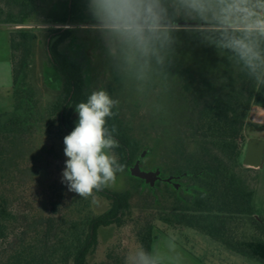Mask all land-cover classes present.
Listing matches in <instances>:
<instances>
[{
    "label": "trees",
    "instance_id": "trees-1",
    "mask_svg": "<svg viewBox=\"0 0 264 264\" xmlns=\"http://www.w3.org/2000/svg\"><path fill=\"white\" fill-rule=\"evenodd\" d=\"M8 3L18 9L10 14V21L17 25L29 23L36 14L37 0ZM90 19L87 0H56L44 20L49 27L42 33L29 27L10 32L14 102L11 112L0 111V242L17 219L13 183L22 174L26 158L33 160V140L42 136L63 141L78 122L75 106L87 97L84 66L61 48L73 35L72 28L65 26L86 24ZM45 35L48 61L43 82L51 91L48 97L28 83L26 71L34 43ZM177 82L186 111L162 156L163 171L150 183L154 200L159 206L165 201L164 208L134 217L129 189L105 187L88 198L75 193L67 211L58 214L54 203L51 216L17 238L4 264H91L89 256L99 243V230L123 226L129 219H134L136 237L147 252L151 253L155 220L183 221L233 252L264 264V217L256 214V188L239 173L244 166L249 111L253 105L264 107V86L257 87L228 60L215 72L181 70ZM113 111L117 114L108 119L107 126L116 127L120 146L112 154L130 171L139 164L145 143L136 135L135 121ZM162 182L166 190L160 196L155 191ZM94 195L108 200L106 212L93 214Z\"/></svg>",
    "mask_w": 264,
    "mask_h": 264
},
{
    "label": "rangeland",
    "instance_id": "rangeland-1",
    "mask_svg": "<svg viewBox=\"0 0 264 264\" xmlns=\"http://www.w3.org/2000/svg\"><path fill=\"white\" fill-rule=\"evenodd\" d=\"M55 1L37 0L36 14L31 21L25 25H17L10 21V14H16L18 9L9 4L8 0H0V27L6 28L9 33L20 27L33 28L42 33L45 28L49 27L44 20ZM91 23L90 19L86 24L66 25L65 27L72 28L73 35L61 50L83 64L87 96L95 89L105 88L113 99L119 101L114 109H117L125 119L135 121L136 135L145 143L139 167L143 171L160 177L164 168L161 161L162 156L166 147L175 139L179 120L186 111L184 96L177 82L178 73L185 69H191L197 73L215 72L226 65L227 58L221 56L215 48L201 45L196 39L181 33L179 35L183 44L178 47V55L169 69L170 75L174 78L155 79L146 85L138 86L135 82H126L111 69L99 34L87 27ZM42 38L34 43L33 59L29 67H26L29 68L26 71L29 76L28 83L34 85L38 91L40 90L39 94L42 97H48L51 91L45 88L43 82V73L48 61L44 45L46 35ZM1 39L3 45V34ZM8 51H10L9 40ZM17 56L20 58L21 53L17 52ZM29 91H31L30 87ZM13 102L12 87H9L0 98V111L11 112ZM258 126L248 124L245 127L244 151H246L247 135L250 136L249 138L264 137ZM39 137L37 136L32 142L33 160L26 158L25 167H21L22 174L13 183L15 193L12 198V207L17 219L8 237L0 242V264H4L8 250L17 238L52 215L54 203L58 204V214H61L68 210L75 195L74 192L68 190L65 183H62V173L67 160L63 141L56 138ZM50 146H53L52 149ZM251 168L241 166L239 173L256 188L254 199L256 214L264 217V158L260 171L257 172L256 168ZM107 187L113 191L126 189L131 191L134 217L147 212L155 213L158 207L166 205L165 201H162L160 203L162 206H159V203L154 200L150 182L134 176L130 171L123 170L117 173L115 181ZM165 190L166 186L162 182L155 192L161 196ZM90 209L93 214L104 213L109 209V202L99 195H94L91 198ZM154 224L157 235L165 233L174 240L177 238L181 244L199 253L209 264H263L256 259L236 254L183 221L167 224L155 220ZM136 229L134 219H129L125 225L120 227L112 225L101 228L99 243L89 256V262L91 264H125V255L128 250L141 247L136 237ZM165 254L167 256V253Z\"/></svg>",
    "mask_w": 264,
    "mask_h": 264
},
{
    "label": "clouds",
    "instance_id": "clouds-1",
    "mask_svg": "<svg viewBox=\"0 0 264 264\" xmlns=\"http://www.w3.org/2000/svg\"><path fill=\"white\" fill-rule=\"evenodd\" d=\"M87 10V27L99 34L111 69L126 82L174 78L169 69L185 33L264 86V0H87ZM118 104L99 88L75 106L78 122L63 140L62 183L80 198L102 191L124 170L112 154L120 146L117 129L107 126ZM125 264H161V257L135 247Z\"/></svg>",
    "mask_w": 264,
    "mask_h": 264
},
{
    "label": "crops",
    "instance_id": "crops-1",
    "mask_svg": "<svg viewBox=\"0 0 264 264\" xmlns=\"http://www.w3.org/2000/svg\"><path fill=\"white\" fill-rule=\"evenodd\" d=\"M2 34L4 37L3 45L1 44ZM9 35L10 33L6 28L0 27V98L2 93H4L7 88H13L11 47L10 51H8V40L10 46ZM248 124L252 126L259 125L258 128L263 132L264 135V107L257 105L251 106ZM249 137L250 136L247 135V140ZM260 167L256 168L257 172L260 171ZM180 242L177 240V238L174 240L171 236L165 233L157 235L156 229H154V240L151 247V253L161 257V263L163 264H209L199 253L193 249L187 248L185 245H183V243L181 244ZM165 253H167V256Z\"/></svg>",
    "mask_w": 264,
    "mask_h": 264
},
{
    "label": "water",
    "instance_id": "water-1",
    "mask_svg": "<svg viewBox=\"0 0 264 264\" xmlns=\"http://www.w3.org/2000/svg\"><path fill=\"white\" fill-rule=\"evenodd\" d=\"M263 155H264V139L249 138L246 143V151L243 158V164L248 167L258 168L262 164ZM130 172L134 176H137L141 179H145L151 184H154L155 181L159 178L154 173L143 171L139 167L138 163L132 167Z\"/></svg>",
    "mask_w": 264,
    "mask_h": 264
}]
</instances>
